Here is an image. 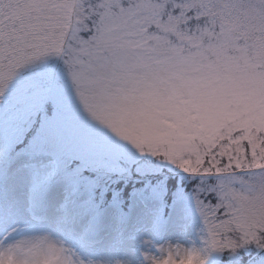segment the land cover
Returning a JSON list of instances; mask_svg holds the SVG:
<instances>
[{"label":"snow or ice","instance_id":"obj_1","mask_svg":"<svg viewBox=\"0 0 264 264\" xmlns=\"http://www.w3.org/2000/svg\"><path fill=\"white\" fill-rule=\"evenodd\" d=\"M0 264H264V0H0Z\"/></svg>","mask_w":264,"mask_h":264}]
</instances>
